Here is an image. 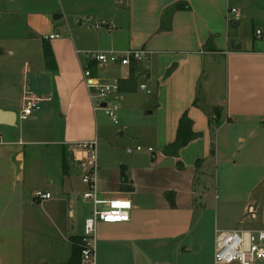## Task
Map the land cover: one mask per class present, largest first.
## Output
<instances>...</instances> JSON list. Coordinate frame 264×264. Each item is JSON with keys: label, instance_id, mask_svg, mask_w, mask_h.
<instances>
[{"label": "crops", "instance_id": "1", "mask_svg": "<svg viewBox=\"0 0 264 264\" xmlns=\"http://www.w3.org/2000/svg\"><path fill=\"white\" fill-rule=\"evenodd\" d=\"M34 2L0 0V111L15 112L13 119L6 113L0 120V264L66 263L92 213L83 198L86 166L77 143L97 137L103 110L94 108L84 67L101 80L119 81L111 99L122 107L132 93L130 66L89 60L85 52L92 50L148 51L134 77L152 93L153 123L143 130L154 136L149 154L118 161L117 168L99 167V195L128 199L131 208L129 221L99 224L98 259L203 264L199 237L209 212L214 244L216 229H264V219L263 227L242 225L248 214L251 223L264 216V0H59L57 9L48 0ZM230 8L237 13L229 14ZM102 19L116 27H90ZM9 60L24 61L22 72H4ZM26 96L44 99L21 119ZM184 112L193 124L182 135H200L178 156L167 154ZM85 115L88 121L81 120ZM122 118L118 133L124 135L134 123L126 114ZM50 144L58 145L55 171L47 154L26 158L28 146ZM38 190L52 197L37 200ZM81 202L90 205L83 217ZM65 215L80 217L70 227Z\"/></svg>", "mask_w": 264, "mask_h": 264}, {"label": "built area", "instance_id": "2", "mask_svg": "<svg viewBox=\"0 0 264 264\" xmlns=\"http://www.w3.org/2000/svg\"><path fill=\"white\" fill-rule=\"evenodd\" d=\"M237 13L236 8H230L229 14ZM231 18V16H230ZM234 18V17H233ZM232 18V19H233ZM231 20V19H230ZM90 27L114 29L113 21L102 19L90 24ZM257 35L262 31L258 29ZM58 34H51L50 38L58 37ZM148 51L146 49H129L126 51L117 50H92L85 52L89 60L97 61L100 64L121 63L130 66L132 61L143 63L146 61ZM84 81L90 90L94 108L103 110L115 124H118L119 105L112 95L119 93L120 83L117 80H101L96 77L89 67H84ZM142 89H147L145 84ZM150 92V90H148ZM44 98L26 96L21 110L20 118L27 119L35 111L41 108ZM105 103L103 106L102 104ZM77 147L83 151V164L86 169L82 180L87 185L83 198L92 203V213L87 216L83 223L82 238V264H95L97 254V232L101 222L118 223L130 220L131 203L128 199L105 200L98 192V141L97 137L91 141L77 143ZM141 150V146H137ZM150 151L153 148H149ZM131 151V148H128ZM52 197L49 191L38 190L35 193L37 200ZM257 261L264 262V229H231L215 231L214 264H255Z\"/></svg>", "mask_w": 264, "mask_h": 264}, {"label": "rangeland", "instance_id": "3", "mask_svg": "<svg viewBox=\"0 0 264 264\" xmlns=\"http://www.w3.org/2000/svg\"><path fill=\"white\" fill-rule=\"evenodd\" d=\"M31 1L34 2L35 0H31ZM48 2H51L49 4L51 7L54 6L56 9L58 8L59 0H48ZM34 3H37V2H34ZM27 4L30 5V3H27ZM31 4L39 5V6L41 5L40 3L39 4L31 3ZM3 24H4L3 26H5L3 28H6L8 25L7 20L5 21L3 20ZM21 31H22V27H21ZM3 32H5V30H3ZM9 62L12 64V66L4 69L3 70L4 72H9V73H11V71H13L14 73L22 72L24 61L20 62L16 60H9ZM112 75L114 74H108L106 76H112ZM109 79L114 80L111 77H109ZM141 81H143L141 77L135 80L134 84L132 85V91H131L132 93L129 94V96H127L126 99L124 100L125 106L122 107L123 104L116 100V103L119 105V110L117 112L119 121L123 119L122 118V113H123V115L126 114L127 116H129V119H131L132 123H134V126H131L130 129H128L124 135H121L118 133V129L121 127L122 122L120 124H115L113 120L108 115H106L104 111L99 110V112L97 113L96 121L98 125V132H97L98 162H99L100 168L103 167L102 166L103 164L107 165V167L117 168L116 162L118 161L123 162V160L134 159L137 157V153L149 154L146 151L147 149L146 147H148L149 142H153L154 136L150 134L149 128L148 129L145 128L143 130V126L150 125L153 123L152 119L149 118L150 117L149 110L151 109L149 101H151L150 98L152 96V93H148L147 90L141 89V86H140ZM144 81L146 80L144 79ZM149 89H152V87L149 86ZM122 108H124L125 110L123 111ZM144 119L146 121H144ZM81 120L88 121L87 115H85L84 118L82 117ZM137 145H141L142 147H144V149L141 152L135 150ZM127 148H131L132 151L128 152ZM57 150H58V145H55V144L28 146L26 158L30 160V159H34L35 156H38L41 159L44 155L47 154L46 157H47V160L50 162V165H51L50 168H52V170L54 169L55 171V166H56L55 161L58 160ZM52 153H54L55 156L52 155ZM84 189H85L84 187H82L81 189L78 188V191L81 190V193H83ZM213 201H214V196L212 194L211 202L213 203ZM81 203L83 205H81L82 210L80 212V215L83 217V215L87 214V210L90 205L88 203H83V202ZM209 213H210L208 216L209 225L207 227V230H204V232H202L199 237V240L203 248V250L199 252V256L202 259L203 264H213V255H214L213 254V247H214V243H213L214 237L213 236H214L215 222L213 220L212 212H209ZM80 215H77L75 219L65 215L63 216V220L69 223L71 227L75 221H78ZM245 218L246 219L244 220L242 224L243 227H247V228L263 227V225L261 224L262 223L261 219H264V216H262V213H261V217L258 216L257 221L255 223H251L250 214L245 216ZM43 221L45 222L46 219ZM209 226H211V228ZM150 261H151L150 262L151 264H159V263H155L154 258H151ZM95 264H107V263L103 260V258L98 259V254H96ZM122 264H132V263L129 258H126ZM256 264H264V262L263 263L256 262Z\"/></svg>", "mask_w": 264, "mask_h": 264}, {"label": "trees", "instance_id": "4", "mask_svg": "<svg viewBox=\"0 0 264 264\" xmlns=\"http://www.w3.org/2000/svg\"><path fill=\"white\" fill-rule=\"evenodd\" d=\"M179 8H184L185 6H178ZM45 56L48 59V61L50 62V59L53 57V52L51 49V46L47 43L45 46ZM138 63L135 61H132V64L130 65V75H129V79H128V83H130L131 85L134 84L136 78L134 77L135 73L139 70L138 69ZM91 67H95V64H91ZM195 104H197V100L194 102ZM219 109V107H216L215 110ZM215 114L217 115V119L216 122L217 124H219L220 122V114L218 112H215ZM192 121L191 119L188 117L187 112H184V114L181 117L180 120V127H179V132H178V136L177 139L171 143L168 144L165 147V151L167 154L170 155H174V156H178L179 155V150L185 146L191 139H193L194 137H197L200 135V133H188V137H184L182 135L183 130H190V128L192 127ZM191 132V131H190ZM199 162V160L197 161ZM182 164H180L181 166ZM122 181L125 185H127L128 181H129V176L126 173V169L122 170ZM169 194V193H168ZM82 238L81 236H77L74 238L73 241V246H72V254L70 259L64 263V264H82Z\"/></svg>", "mask_w": 264, "mask_h": 264}, {"label": "water", "instance_id": "5", "mask_svg": "<svg viewBox=\"0 0 264 264\" xmlns=\"http://www.w3.org/2000/svg\"><path fill=\"white\" fill-rule=\"evenodd\" d=\"M102 105L104 106L105 103H103ZM6 113H7V114L9 113V115L11 116L12 119H13L14 116H15V112H12V111H7V112H6V111H2V110H1V111H0V120H1V121H3V119H4L3 116H4V114H6Z\"/></svg>", "mask_w": 264, "mask_h": 264}]
</instances>
